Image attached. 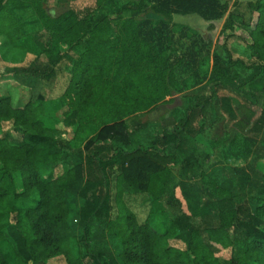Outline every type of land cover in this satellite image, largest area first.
Returning a JSON list of instances; mask_svg holds the SVG:
<instances>
[{
    "label": "trees",
    "instance_id": "16d2710c",
    "mask_svg": "<svg viewBox=\"0 0 264 264\" xmlns=\"http://www.w3.org/2000/svg\"><path fill=\"white\" fill-rule=\"evenodd\" d=\"M238 3L216 43L224 60L216 51L210 55L211 42L197 44L193 31L182 27L176 35L170 23L173 15H198L214 29L230 0H69L57 16L44 0H0V38L22 59L38 50L29 65L0 73V264L56 258L63 264H264V175L240 167L237 150L231 168L209 169L210 155L196 143L198 133L206 135V110L219 92L229 95L217 100L233 130L210 143L227 147L236 133L264 132V107L256 117L264 106V6L249 2L247 12ZM29 36L33 48L15 45ZM232 38L245 44L242 57L231 51ZM65 61L72 64L65 87L48 99L42 88L58 82ZM210 73L206 93L187 96L160 134L131 140L127 114ZM14 78L32 87L22 108L2 94ZM46 102L62 121L45 113ZM98 128L79 148L78 161L65 166L64 151ZM250 140L259 146L254 159H263L264 134ZM178 170L201 181L203 199L193 201L172 181ZM16 174L21 191L10 187ZM34 193L35 206L18 207ZM146 196L149 206L138 202ZM72 197L83 200L73 219ZM102 222L120 240L116 253L90 238L91 227Z\"/></svg>",
    "mask_w": 264,
    "mask_h": 264
},
{
    "label": "rangeland",
    "instance_id": "374dc122",
    "mask_svg": "<svg viewBox=\"0 0 264 264\" xmlns=\"http://www.w3.org/2000/svg\"><path fill=\"white\" fill-rule=\"evenodd\" d=\"M235 2H239L237 7H239L240 10L241 7L246 10V5L249 2L254 3L257 2V0H230L228 13L221 20L214 22V29L210 30V22L205 21L198 15H173L170 23L171 29H174L176 31V35L179 33L181 27L184 31H193L192 39L194 40V38L197 37V39H195L197 44L200 45L202 41H204L206 45H208V42H211V47H208L210 55L212 56L216 51L218 55L226 60L223 54L224 48L217 45L216 43L219 39V34L229 13L235 9ZM258 2L261 6H264V0H258ZM44 6L46 8V11L51 16H57L69 8V0H44ZM246 11L249 12L248 10ZM238 33H241V31L239 30ZM175 39H177V36L175 37ZM190 42L191 40L185 39L184 41H182V43L185 44H190ZM228 43L231 51L236 55V57H242L246 52L245 44L238 38H232ZM12 45L9 43L6 37L2 36L0 38V73L12 67L27 66L32 62V60L35 61V58L38 57V50L36 49V53L34 52L32 54H27L26 57L22 59L18 54L19 52H14V50L11 49L12 47H14ZM15 45L22 48H33L34 39L32 36L24 37L20 39ZM211 65H213V61ZM64 66V71L59 74L58 82L51 86L45 85L44 88H42V92L45 93L48 99L55 98L60 95L65 87L67 79L64 80L63 77L64 75L66 76V74L69 73L72 64L70 65L67 61H65ZM212 81L213 80L210 73L206 78H200L194 86L187 89L186 91H183L181 93H172L171 96H168L154 104L147 106L144 110L127 114L123 118V120H125V122L127 123L131 140L133 141L134 139L135 142L139 143L145 141L146 139L152 140L154 136L162 132V126L165 121L172 120L175 110L184 108L187 103V96L206 93L205 89L207 86H209L210 83H212ZM31 88V84L27 83L22 78H14L10 81V84L2 94H7L11 97L12 106L14 108H22L30 98ZM226 96H229L227 92H219L216 97L221 100ZM217 98L213 99L211 106L206 110V135L203 136L199 133L196 135V143H198L199 146H201L200 148H202L206 153H208V155H210L207 167L210 169L212 165L214 166V168L219 167L220 165H225L227 168H231L234 164L233 162H230V155L234 150H237L238 155L235 158L240 161V167L246 168L248 172L252 173L253 175H257L258 177L264 175V158L254 159V157L256 156L255 152L258 150L259 146L257 144L253 145L251 143L252 141L250 140V136H258V138L260 139L261 136H263L264 132H260L259 135L254 132L243 134L236 133L234 140H232V143H234V145L229 146V143H227V147L213 145L212 143H210L214 140L220 141V138L224 133H232L233 130V123L230 121V117L225 113L224 108L221 106V102L217 100ZM232 100L233 107L237 110V105L234 101V98H232ZM263 107L264 106L262 105L258 106V114L256 115L257 118L261 115ZM44 109L45 113L53 117L57 122L63 120L61 116L56 115L51 111L48 102L45 103ZM105 123L112 124L114 123V120H109ZM99 129L100 128L91 131V134L88 133L86 136H81L69 146L70 149L64 151L63 163L65 166H69L70 164H74L78 161L77 158L79 148H83L85 143L92 136H94L99 131ZM208 139H210L211 141H209ZM217 146L218 148H215ZM231 147H233V149H231ZM188 176V173H182L178 170L174 173L172 181L174 183H181V185L186 188L188 197H191L193 201H200L201 199H203L199 188L201 181L189 180ZM10 187L11 190L21 191V178L19 174L15 175ZM72 198H76L70 205L71 209L73 210V219L74 215L81 207L83 200L79 199L78 197ZM147 198H149V196L143 197L142 199L140 198L138 202L144 206H149ZM37 200L38 194L34 193L30 198L26 200L17 201V205L20 208L33 207L36 205ZM74 224L78 225L79 221L76 219ZM90 231L91 239L97 236V238H100L102 240L98 243L99 248L101 247L106 252L112 253H116L120 249V240L116 236H112L107 233L106 223H98L91 227ZM96 241L97 240H91V246H94ZM170 243L176 244V242L173 241H170ZM1 246L9 254L10 261L13 262L14 251L10 243L4 240L2 241ZM51 264H63V262L62 259L56 258L51 262Z\"/></svg>",
    "mask_w": 264,
    "mask_h": 264
}]
</instances>
